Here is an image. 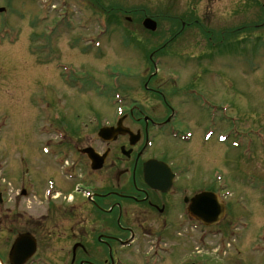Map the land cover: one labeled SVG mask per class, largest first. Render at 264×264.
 <instances>
[{
  "label": "rangeland",
  "instance_id": "obj_1",
  "mask_svg": "<svg viewBox=\"0 0 264 264\" xmlns=\"http://www.w3.org/2000/svg\"><path fill=\"white\" fill-rule=\"evenodd\" d=\"M263 2L0 0L5 8L0 12V181L35 177L43 158L41 143L58 141L53 131H45L52 115H46L50 109H44L43 102L64 115L69 110L74 115L75 106L81 118L96 115L100 125L114 120L116 92L125 97L122 105L134 116L140 111L147 115L148 108L159 111L158 120L165 122L170 107H176L180 112L174 127L193 131L194 138L184 143L168 137L167 129V135L151 130L148 154H164L174 165L189 164L191 189L201 187L200 178L214 179L212 172L222 170L233 191L227 199L234 196L228 202L229 214L251 224L235 244L243 251L253 244L261 246L258 252H248L244 261L263 262L264 191L259 185L264 187V149L256 136L261 133L264 138ZM145 17L158 23L156 31L145 28ZM61 64L76 72L67 79ZM189 87L218 106H232L226 112L202 109L198 100L183 95ZM230 118H238L235 126ZM126 126H133L129 119ZM212 127L218 129L216 134L229 129L233 136L220 143L215 134L204 143L203 129ZM234 136L254 138L239 149L231 145ZM249 146L251 156L241 151ZM44 173L39 171V177ZM192 223L190 246H205L203 252L212 262L222 259L219 244L224 249L227 240L232 247L234 239H228L245 230L239 222L240 229L215 235L217 224L207 228L201 240Z\"/></svg>",
  "mask_w": 264,
  "mask_h": 264
},
{
  "label": "flooded vegetation",
  "instance_id": "obj_2",
  "mask_svg": "<svg viewBox=\"0 0 264 264\" xmlns=\"http://www.w3.org/2000/svg\"><path fill=\"white\" fill-rule=\"evenodd\" d=\"M74 110L75 117L69 110L50 119L45 131H55L58 141L41 143L35 177L0 182V264H264L244 261L251 245L248 251L218 246L219 262L207 257L205 246H190L188 204L194 195L213 191L216 181L203 177L201 187L191 189L189 164L148 154L150 131L166 133L168 122L158 120L159 111L147 108V115L134 116L128 109L118 129L125 130L129 119L134 134L102 138L103 127L118 125L115 117L100 125L96 115L83 119ZM150 159L163 164L156 167L161 181L151 184ZM39 171L45 172L41 178ZM228 215L227 209L219 234L236 229L237 218Z\"/></svg>",
  "mask_w": 264,
  "mask_h": 264
},
{
  "label": "water",
  "instance_id": "obj_3",
  "mask_svg": "<svg viewBox=\"0 0 264 264\" xmlns=\"http://www.w3.org/2000/svg\"><path fill=\"white\" fill-rule=\"evenodd\" d=\"M144 25L147 29H150L153 31H155L157 28L156 22L154 20H152L151 18H146L144 21ZM205 195L206 194L201 195L196 200L195 206H196V209H198L197 214L199 216H200V214H204V216L208 219L207 224H211V223L213 224V223L217 222L221 218V216H223L224 207L221 206L220 204H218V202L215 199L212 198L215 201V202H213V200L210 197L208 198ZM204 198L211 199V201L207 204H203V203L200 204V201H199V203L197 204L198 200L203 199L201 201H204ZM201 209H202V211H201Z\"/></svg>",
  "mask_w": 264,
  "mask_h": 264
},
{
  "label": "bare ground",
  "instance_id": "obj_4",
  "mask_svg": "<svg viewBox=\"0 0 264 264\" xmlns=\"http://www.w3.org/2000/svg\"><path fill=\"white\" fill-rule=\"evenodd\" d=\"M191 141H192V139H191ZM191 141H190V142H191Z\"/></svg>",
  "mask_w": 264,
  "mask_h": 264
}]
</instances>
